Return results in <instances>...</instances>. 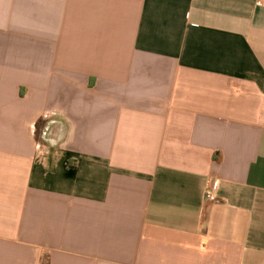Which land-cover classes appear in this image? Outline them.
Instances as JSON below:
<instances>
[{
  "label": "crops",
  "instance_id": "obj_1",
  "mask_svg": "<svg viewBox=\"0 0 264 264\" xmlns=\"http://www.w3.org/2000/svg\"><path fill=\"white\" fill-rule=\"evenodd\" d=\"M0 264H264V0H0Z\"/></svg>",
  "mask_w": 264,
  "mask_h": 264
},
{
  "label": "built area",
  "instance_id": "obj_2",
  "mask_svg": "<svg viewBox=\"0 0 264 264\" xmlns=\"http://www.w3.org/2000/svg\"><path fill=\"white\" fill-rule=\"evenodd\" d=\"M206 199L210 201H216L217 197L215 192L211 190L206 191Z\"/></svg>",
  "mask_w": 264,
  "mask_h": 264
}]
</instances>
